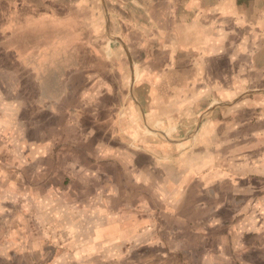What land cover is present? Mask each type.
I'll return each instance as SVG.
<instances>
[{
    "label": "crops",
    "instance_id": "0c3cea01",
    "mask_svg": "<svg viewBox=\"0 0 264 264\" xmlns=\"http://www.w3.org/2000/svg\"><path fill=\"white\" fill-rule=\"evenodd\" d=\"M2 59L0 100H11L0 111L5 107L15 114L14 124L25 100L57 117L77 112L75 105L65 110L64 101L100 97L99 83L111 82L108 75L116 70L136 104L145 90L154 99L165 94L178 101L192 98L191 114L198 118L186 127L175 120L173 128L188 133L173 139L197 141L187 155L211 161L210 167L208 154L223 152V205L218 209L226 228L223 242L234 244L227 249L223 243V255L264 251V0H0ZM104 67L108 75L101 72ZM76 83H81V95H71ZM181 106H173L172 114L181 115ZM158 134L169 137L164 130ZM9 205L0 202V210L13 209ZM254 210L261 220L256 228ZM15 223L0 218V227L10 234L0 237V255L12 264L24 255L27 264H35L36 247L45 241L15 235ZM128 223L137 225L134 220L120 225ZM245 224L253 228L246 229L242 242ZM44 233L50 238L45 226ZM56 240L59 249L66 246Z\"/></svg>",
    "mask_w": 264,
    "mask_h": 264
},
{
    "label": "rangeland",
    "instance_id": "374dc122",
    "mask_svg": "<svg viewBox=\"0 0 264 264\" xmlns=\"http://www.w3.org/2000/svg\"><path fill=\"white\" fill-rule=\"evenodd\" d=\"M101 72L108 75L105 67ZM119 73L108 75L111 82L99 83L100 97L66 99L64 109L75 105L74 113L49 115L25 100L14 124L15 114L5 107L0 111V202L13 206L0 210V218L21 224L13 225L15 235L45 241L42 249L41 243L36 247L41 252H36L35 264H264L263 250L223 255V243L227 249L234 245L223 242L226 228L218 209L223 205V152L208 154L210 167L211 161L197 158L196 152L195 158L188 157L197 141L174 143L175 136L188 132L175 130L173 122L179 119L177 126L186 127L198 118L191 114L192 98L178 101L165 94L154 99L145 90L136 104L129 84L118 81ZM76 86L71 95L82 94L81 83ZM8 100H0V106ZM181 104L183 113L173 115V106ZM249 211L244 218L253 214ZM254 213L256 228L261 220ZM124 220L137 225L121 226ZM248 228L253 226L245 224L239 234L242 242ZM5 229L0 227V237L10 235ZM58 238L65 247L54 243ZM15 260L27 264L28 259ZM10 261L0 255V264Z\"/></svg>",
    "mask_w": 264,
    "mask_h": 264
}]
</instances>
